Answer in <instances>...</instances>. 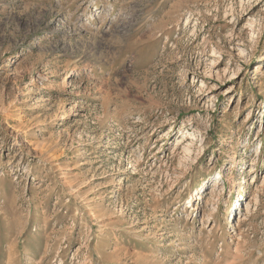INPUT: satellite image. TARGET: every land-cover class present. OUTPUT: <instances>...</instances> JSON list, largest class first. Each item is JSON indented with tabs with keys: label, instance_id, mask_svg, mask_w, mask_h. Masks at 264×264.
<instances>
[{
	"label": "rangeland",
	"instance_id": "rangeland-1",
	"mask_svg": "<svg viewBox=\"0 0 264 264\" xmlns=\"http://www.w3.org/2000/svg\"><path fill=\"white\" fill-rule=\"evenodd\" d=\"M0 264H264V0H0Z\"/></svg>",
	"mask_w": 264,
	"mask_h": 264
},
{
	"label": "bare ground",
	"instance_id": "bare-ground-1",
	"mask_svg": "<svg viewBox=\"0 0 264 264\" xmlns=\"http://www.w3.org/2000/svg\"><path fill=\"white\" fill-rule=\"evenodd\" d=\"M190 135V134H189ZM252 165H253V167L254 166H256L255 165V160H253V162H252ZM252 167V168H253ZM251 172V171H250ZM217 194V193H216ZM221 196H222V194H221ZM220 196V197H221ZM214 199V198H213ZM217 200V199H216ZM219 201H220V199L218 200V202L216 201V203L214 204L213 203V207L211 208V207H208V211L206 212V216L208 217V218H210V217H214L215 215H216V212H217V210H218V208L216 207V205L219 203Z\"/></svg>",
	"mask_w": 264,
	"mask_h": 264
}]
</instances>
